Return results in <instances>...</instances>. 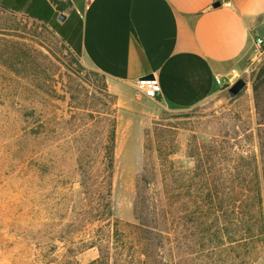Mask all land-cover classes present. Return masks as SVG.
<instances>
[{"label": "rangeland", "instance_id": "obj_1", "mask_svg": "<svg viewBox=\"0 0 264 264\" xmlns=\"http://www.w3.org/2000/svg\"><path fill=\"white\" fill-rule=\"evenodd\" d=\"M259 76L264 96V49L248 60L239 76L247 84L237 96L230 97L225 89L194 108L171 110L136 87L84 65L47 25L0 9L3 263L87 264L98 256L97 247L84 242L100 224L93 211L96 169L113 120L111 204L116 218L136 221L141 178L157 202L175 205L195 199L188 195L187 176L177 173L165 183L162 172L191 168L190 154L200 143L254 129L258 113L253 86ZM165 186L172 187L170 195L161 193ZM181 221L175 217L172 230L177 264H224V253L208 251L207 235L203 239L186 230L190 225ZM253 259L252 264H264V247Z\"/></svg>", "mask_w": 264, "mask_h": 264}, {"label": "crops", "instance_id": "obj_2", "mask_svg": "<svg viewBox=\"0 0 264 264\" xmlns=\"http://www.w3.org/2000/svg\"><path fill=\"white\" fill-rule=\"evenodd\" d=\"M0 0V8L47 25L81 60L109 79L135 87L153 74L158 101L194 108L232 84L264 34V0ZM220 2L219 5H214ZM61 14L65 18H61Z\"/></svg>", "mask_w": 264, "mask_h": 264}, {"label": "trees", "instance_id": "obj_3", "mask_svg": "<svg viewBox=\"0 0 264 264\" xmlns=\"http://www.w3.org/2000/svg\"><path fill=\"white\" fill-rule=\"evenodd\" d=\"M52 1L61 11L69 3L68 0ZM262 85L259 76L253 86L258 113L254 129L246 127L237 136L200 143L196 152L190 154L193 159L191 168L174 174L162 172L161 179L165 183L177 177V173L182 179L187 176L191 183L188 195L196 198L175 205L173 201L157 202L151 199L143 185L146 180L141 178L134 203L135 222H122L114 216L112 209L116 143V123L113 120L101 149V165L96 169L98 184L94 191L97 199L93 211L100 224L91 240L84 242L86 246L97 247L98 256L87 264H177L172 240V230L176 231L175 217L182 220V225H190L186 230L193 229L203 239L205 233L210 242L208 251H213L211 254L224 253L225 257L221 259L224 264H252L253 255L264 247ZM81 185L84 187V182ZM172 190V187L165 186L161 193L170 195Z\"/></svg>", "mask_w": 264, "mask_h": 264}, {"label": "built area", "instance_id": "obj_4", "mask_svg": "<svg viewBox=\"0 0 264 264\" xmlns=\"http://www.w3.org/2000/svg\"><path fill=\"white\" fill-rule=\"evenodd\" d=\"M226 7H233V4L226 0L223 2ZM257 49H264V34H258L255 39ZM216 82L223 89H227L229 85L225 84L224 79L220 75H216ZM135 87L139 94L144 95L147 98L158 100L161 94V85L156 76L153 77H140L135 82ZM0 264H4L0 256Z\"/></svg>", "mask_w": 264, "mask_h": 264}, {"label": "water", "instance_id": "obj_5", "mask_svg": "<svg viewBox=\"0 0 264 264\" xmlns=\"http://www.w3.org/2000/svg\"><path fill=\"white\" fill-rule=\"evenodd\" d=\"M220 2H215L214 5H219ZM61 18H65L64 14H61ZM146 77H153V74H149ZM247 82L244 78L239 77L237 78L232 84H230L227 88L228 94L230 97H235L237 96L243 88L246 86Z\"/></svg>", "mask_w": 264, "mask_h": 264}]
</instances>
